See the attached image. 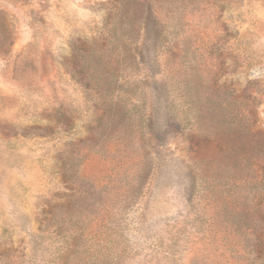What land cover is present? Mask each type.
<instances>
[{
    "label": "rangeland",
    "instance_id": "obj_1",
    "mask_svg": "<svg viewBox=\"0 0 264 264\" xmlns=\"http://www.w3.org/2000/svg\"><path fill=\"white\" fill-rule=\"evenodd\" d=\"M148 6L0 0V264H264V0ZM121 26L131 134L80 70Z\"/></svg>",
    "mask_w": 264,
    "mask_h": 264
},
{
    "label": "trees",
    "instance_id": "obj_2",
    "mask_svg": "<svg viewBox=\"0 0 264 264\" xmlns=\"http://www.w3.org/2000/svg\"><path fill=\"white\" fill-rule=\"evenodd\" d=\"M134 11L137 12V16L132 23L130 31L132 34L139 35L143 30H146L148 22V16H152L153 11L148 6V0H132ZM127 25V24H126ZM124 26L115 28L111 31L113 39L118 36V32L121 31L122 39L119 40L113 48L108 49L109 58L105 59V50L99 48L95 54L86 56L85 50H80V70L84 75L85 79L94 81L92 89L96 92L99 102L101 101L102 106L105 107V112L109 115L115 116L117 119V125L121 124L124 131L128 134L136 131L139 127L136 118H133L129 104H127L126 98L123 94L129 92L128 84H120L118 82L119 67L122 66L127 58L126 45L123 44L125 40ZM107 54V53H106ZM88 75V76H87ZM87 77V78H86Z\"/></svg>",
    "mask_w": 264,
    "mask_h": 264
}]
</instances>
